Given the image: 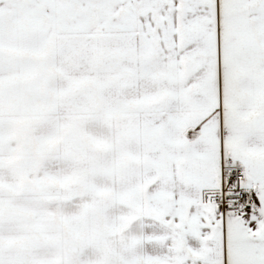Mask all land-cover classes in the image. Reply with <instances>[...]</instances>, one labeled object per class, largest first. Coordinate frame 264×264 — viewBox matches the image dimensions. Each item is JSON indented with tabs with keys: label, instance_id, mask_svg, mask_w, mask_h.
<instances>
[{
	"label": "snow or ice",
	"instance_id": "6c2138e0",
	"mask_svg": "<svg viewBox=\"0 0 264 264\" xmlns=\"http://www.w3.org/2000/svg\"><path fill=\"white\" fill-rule=\"evenodd\" d=\"M0 264H264V0H0Z\"/></svg>",
	"mask_w": 264,
	"mask_h": 264
}]
</instances>
